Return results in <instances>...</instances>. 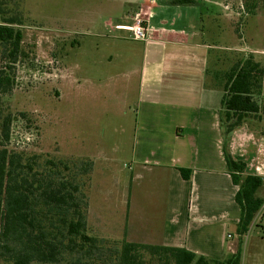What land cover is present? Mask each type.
Masks as SVG:
<instances>
[{
	"label": "crops",
	"instance_id": "obj_1",
	"mask_svg": "<svg viewBox=\"0 0 264 264\" xmlns=\"http://www.w3.org/2000/svg\"><path fill=\"white\" fill-rule=\"evenodd\" d=\"M219 2L150 0L145 39H134L131 31L117 28L131 24H115L116 30L129 32L118 38L132 40L138 51L125 84L130 89L136 80L130 172L124 185L110 187L107 162L113 158L104 152L91 157L94 172L87 189L91 235L184 247L220 260L236 252L238 239L229 238L237 233L241 209L220 128L223 76L215 73L212 81L208 72L217 49L233 50L238 58L252 53L264 65V9L247 18L241 37L231 24L226 27V13L215 5ZM255 99L260 104L264 100V76ZM229 149L246 163L247 174L264 179L263 113L245 118L233 131ZM181 168L192 170L190 178L183 177ZM257 195L264 200V184ZM263 220L264 204L251 226H260ZM250 247V264H264L262 232L252 237Z\"/></svg>",
	"mask_w": 264,
	"mask_h": 264
},
{
	"label": "rangeland",
	"instance_id": "obj_2",
	"mask_svg": "<svg viewBox=\"0 0 264 264\" xmlns=\"http://www.w3.org/2000/svg\"><path fill=\"white\" fill-rule=\"evenodd\" d=\"M146 1L150 2L10 1L8 6L23 14L21 28L25 37L24 53L16 64L14 90L3 97L1 105L4 114H12L11 136L6 143L9 149L28 155L43 154V158L91 159L104 152L113 158L107 162L108 186L124 185L130 172L136 80L130 89H126L125 84L138 51L133 50L135 42L132 40L118 38L129 32L116 30L115 24H133L137 14L145 19L150 10ZM219 1L215 5L226 13V27L231 24L241 37L247 18L257 9H264V0ZM230 15L237 18L230 19ZM144 25L147 26L146 20ZM234 52L214 51L208 72L212 81L215 73L222 76L232 67L238 58ZM92 173L89 183V177L84 176L85 190L92 184ZM257 232L264 234V220L260 226H250L243 236V264H250V244ZM233 239H238L239 246L240 236L235 231L234 237L229 238ZM110 244L120 246L121 242L113 239ZM71 259L66 254V259L57 264H69ZM0 264H5L2 258ZM31 264L46 263L34 261Z\"/></svg>",
	"mask_w": 264,
	"mask_h": 264
},
{
	"label": "trees",
	"instance_id": "obj_3",
	"mask_svg": "<svg viewBox=\"0 0 264 264\" xmlns=\"http://www.w3.org/2000/svg\"><path fill=\"white\" fill-rule=\"evenodd\" d=\"M11 0H0V258L5 264H242L243 236L264 204L257 195L261 176L247 174L246 163L235 159L229 143L233 131L249 114H264L255 95L262 90L264 65L252 53L236 59L223 76L225 91L220 110L227 170L238 186L235 200L241 216L237 227L238 249L225 259L197 255L184 247L166 246L94 236L87 230L88 195L94 161L90 158H43L7 147L11 136V112L4 114L3 97L16 83V64L23 55V14L12 10ZM191 0H176L189 2ZM218 73L216 77L218 78ZM190 178L191 169H180ZM109 244V245H108Z\"/></svg>",
	"mask_w": 264,
	"mask_h": 264
},
{
	"label": "built area",
	"instance_id": "obj_4",
	"mask_svg": "<svg viewBox=\"0 0 264 264\" xmlns=\"http://www.w3.org/2000/svg\"><path fill=\"white\" fill-rule=\"evenodd\" d=\"M135 21L131 25H118L117 28L131 31L134 39H145L147 35V28L144 25V18L137 14L134 17Z\"/></svg>",
	"mask_w": 264,
	"mask_h": 264
}]
</instances>
